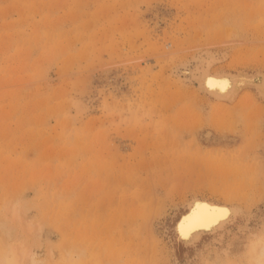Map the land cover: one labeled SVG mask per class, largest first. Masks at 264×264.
<instances>
[{
	"label": "rangeland",
	"instance_id": "rangeland-1",
	"mask_svg": "<svg viewBox=\"0 0 264 264\" xmlns=\"http://www.w3.org/2000/svg\"><path fill=\"white\" fill-rule=\"evenodd\" d=\"M211 52L264 77V0H0V264H264V89L175 77ZM196 197L224 242H177Z\"/></svg>",
	"mask_w": 264,
	"mask_h": 264
},
{
	"label": "bare ground",
	"instance_id": "bare-ground-1",
	"mask_svg": "<svg viewBox=\"0 0 264 264\" xmlns=\"http://www.w3.org/2000/svg\"><path fill=\"white\" fill-rule=\"evenodd\" d=\"M221 55H223V53ZM222 57L219 55H216V53L212 54V52L211 53H201L199 55H196L191 60H189L186 64H183L182 66L176 69L175 77L179 79L180 81H183L188 84L196 82L198 84V87L209 98V100L211 101L213 100L216 102L232 100L236 96L237 89L240 90L242 86H255L257 91L258 90L260 92L263 91L264 77L260 75L254 77V76L244 75V74L239 75V76H234L230 74L223 75L220 73L217 75L212 74L211 73L212 66L216 64L217 62H219L222 59ZM209 80L212 81L211 87L209 86ZM196 202H202V203H207L209 205L216 206V207L227 208L230 214L227 216V218L220 219L218 222L211 224V226L198 227L186 235H181L177 229V225L188 212L183 214L179 222L176 224V229L174 232V236L177 242L179 244L181 243L183 247H188V248L190 246L194 247L196 246L197 243H199L201 240H203L207 236L213 237V239L216 238V240L222 239L223 235L229 231L228 228L231 227L235 223L238 216H241V213L242 215L244 214L236 206L225 204V203H217V202L210 201L209 199L206 200V199H201L197 197L194 198L192 201H190L189 204L187 203L189 205V207L187 205L188 210ZM225 237L226 236H224V238ZM223 239L221 242H224ZM216 240L215 242L213 241L212 243L213 244L216 243ZM219 244L221 245V243Z\"/></svg>",
	"mask_w": 264,
	"mask_h": 264
},
{
	"label": "snow or ice",
	"instance_id": "snow-or-ice-1",
	"mask_svg": "<svg viewBox=\"0 0 264 264\" xmlns=\"http://www.w3.org/2000/svg\"><path fill=\"white\" fill-rule=\"evenodd\" d=\"M211 85L212 81L209 80V86L211 87ZM229 214L230 212L227 208L196 202L178 223L177 229L181 235H186L198 227L211 226V224L218 222L220 219L227 218Z\"/></svg>",
	"mask_w": 264,
	"mask_h": 264
}]
</instances>
